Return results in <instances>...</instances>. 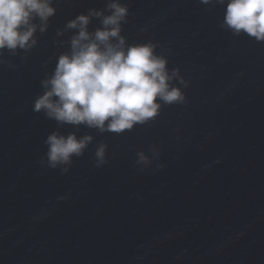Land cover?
<instances>
[{
  "label": "water",
  "instance_id": "water-1",
  "mask_svg": "<svg viewBox=\"0 0 264 264\" xmlns=\"http://www.w3.org/2000/svg\"><path fill=\"white\" fill-rule=\"evenodd\" d=\"M121 2L127 43L157 44L185 102L120 134L34 112L41 81L70 51L65 24L108 3L54 0L36 45L0 54V264H264V43L221 28L222 5ZM57 129L93 140L51 168L45 140Z\"/></svg>",
  "mask_w": 264,
  "mask_h": 264
},
{
  "label": "clouds",
  "instance_id": "clouds-1",
  "mask_svg": "<svg viewBox=\"0 0 264 264\" xmlns=\"http://www.w3.org/2000/svg\"><path fill=\"white\" fill-rule=\"evenodd\" d=\"M54 0H0V54L28 52L45 32L56 13ZM207 6H224L220 27L235 36L241 34L264 43V0H200ZM107 12V14H105ZM129 7L121 0H108L103 10L90 8L65 24L74 30L70 51L57 57L51 75L41 81L42 94L33 102V111L43 113L58 125H81L99 132L123 133L137 124L155 119L162 105L182 104L185 94L173 81L180 80L179 68H168V59L156 52L152 41L129 44L122 24ZM93 18L99 27L89 30ZM39 21V24L36 23ZM91 135H67L58 129L47 135V161L51 168L70 165L92 142ZM107 145L96 151V166L106 163ZM136 163H147L143 151ZM67 168L63 171L67 172Z\"/></svg>",
  "mask_w": 264,
  "mask_h": 264
}]
</instances>
